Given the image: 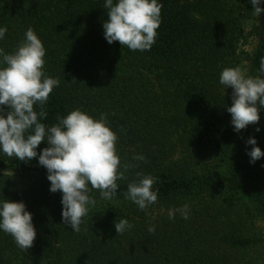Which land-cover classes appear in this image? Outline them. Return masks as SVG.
Listing matches in <instances>:
<instances>
[{
	"label": "trees",
	"instance_id": "trees-1",
	"mask_svg": "<svg viewBox=\"0 0 264 264\" xmlns=\"http://www.w3.org/2000/svg\"><path fill=\"white\" fill-rule=\"evenodd\" d=\"M105 3L0 0V27L8 29L0 48L14 52L33 29L46 49L45 75L60 80L41 122L54 125L75 109L95 119L104 113L121 165L138 164L117 181L113 200L90 191L97 203L77 233L63 222L62 193L50 191L47 169L14 170L0 152V201L24 202L36 230L26 252L0 230V264H264V157L250 162L247 143L254 137L264 151V107L257 105V124L235 131L227 111L233 89L219 82L225 67L244 69L243 18L228 0H158L156 42L141 52L107 42ZM257 37L244 70L264 78V14ZM45 147L46 139L37 154ZM138 171L156 178L158 199L146 211L124 196ZM184 204L189 218L169 219L168 210ZM121 219L133 227L117 234Z\"/></svg>",
	"mask_w": 264,
	"mask_h": 264
},
{
	"label": "clouds",
	"instance_id": "clouds-1",
	"mask_svg": "<svg viewBox=\"0 0 264 264\" xmlns=\"http://www.w3.org/2000/svg\"><path fill=\"white\" fill-rule=\"evenodd\" d=\"M253 14L260 16L264 8L260 0H250ZM107 20L103 23L104 36L109 44L118 41L132 51H149L156 42L157 29L161 23L162 5L158 0H106L104 5ZM7 27H0L3 39ZM46 49L33 29H27L25 38L12 53L0 48V152L9 158L30 161L37 157V147L45 139L49 147L39 154L38 162L48 172L50 191L62 193V219L65 225L79 233L90 206L96 200L90 191L99 192L101 199L111 201L116 196L117 181L127 179L130 169L138 164L125 162L121 165L117 153L118 136L101 113L99 119L75 109L58 123L46 126L41 118L48 113L44 105L60 80L45 75ZM264 73V58L260 62ZM220 84L231 87L232 104L227 108L231 114L234 130L239 132L250 124L259 122V108L264 107V78L252 77L239 66L225 67L219 76ZM39 105V111L35 106ZM260 129L257 128L256 131ZM248 153L254 163L264 157V151L256 146V139ZM134 161L147 162L143 155H134ZM135 179L128 183L125 199L135 203L139 209L147 210L157 202L158 190H153L156 178L136 172ZM91 185V188L89 187ZM190 207L184 204L168 210L169 219L181 215L189 218ZM133 225L127 219L115 222L117 234H123ZM0 230L12 236L16 245L24 252L33 246L36 230L32 213L24 202L4 199L0 201ZM155 232V225L148 228Z\"/></svg>",
	"mask_w": 264,
	"mask_h": 264
},
{
	"label": "rangeland",
	"instance_id": "rangeland-1",
	"mask_svg": "<svg viewBox=\"0 0 264 264\" xmlns=\"http://www.w3.org/2000/svg\"><path fill=\"white\" fill-rule=\"evenodd\" d=\"M228 1L234 4L232 7L234 8L236 14L241 18H243L244 20L243 23L245 26V37L241 44L240 61H241V65H243L245 69L246 67L249 66L250 57L255 51L258 42L257 31L259 29L261 18L264 12H262L260 16H255L253 14L254 12L253 5L251 4L250 0H228ZM260 6L264 8V0H260ZM38 157L39 155H37L36 158H33L30 161H21L18 158H11V161L8 162L13 164L14 170H19L23 163H26L34 170L39 165ZM211 162H208L207 164H211ZM217 171L218 168L216 166L212 167V172L217 173Z\"/></svg>",
	"mask_w": 264,
	"mask_h": 264
}]
</instances>
